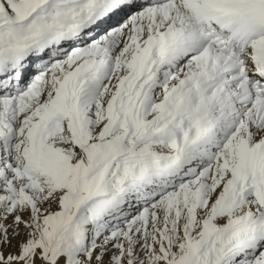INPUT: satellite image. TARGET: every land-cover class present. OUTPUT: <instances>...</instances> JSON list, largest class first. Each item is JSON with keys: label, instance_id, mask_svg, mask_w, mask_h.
<instances>
[{"label": "snow or ice", "instance_id": "1", "mask_svg": "<svg viewBox=\"0 0 264 264\" xmlns=\"http://www.w3.org/2000/svg\"><path fill=\"white\" fill-rule=\"evenodd\" d=\"M0 264H264V0H0Z\"/></svg>", "mask_w": 264, "mask_h": 264}]
</instances>
